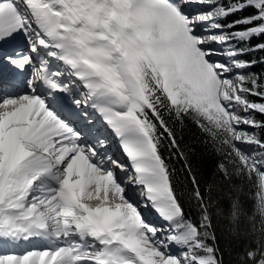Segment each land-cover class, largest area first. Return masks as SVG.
Segmentation results:
<instances>
[{"label":"snow or ice","instance_id":"1","mask_svg":"<svg viewBox=\"0 0 264 264\" xmlns=\"http://www.w3.org/2000/svg\"><path fill=\"white\" fill-rule=\"evenodd\" d=\"M257 53L264 0H0V69L25 77L0 85V264H224L218 231L264 264ZM188 121L223 184L201 189Z\"/></svg>","mask_w":264,"mask_h":264},{"label":"trees","instance_id":"2","mask_svg":"<svg viewBox=\"0 0 264 264\" xmlns=\"http://www.w3.org/2000/svg\"><path fill=\"white\" fill-rule=\"evenodd\" d=\"M252 43H256V41L253 40ZM256 56H264V53H257ZM252 58L250 56L248 59ZM246 72L264 74V63H258L247 69ZM257 118L260 119L262 117L258 116ZM174 127L180 148L187 155V162L191 165L192 171L199 179L201 189L203 190L209 184L214 186L223 184L224 182L217 169V163L221 160V155L213 144L208 141V138L190 121L186 122L183 126L174 125ZM165 155H168L167 150L165 151ZM169 162L176 169V173L181 179L187 175L184 171L185 161L178 154L172 155ZM188 187H191V185L189 184ZM250 188L251 186L245 183L244 191L248 195L254 193V189L250 192ZM248 195H246L245 199L247 206L251 208L253 201L248 198ZM217 235L220 236V247L224 249V264H236L235 254L241 250L245 241H231L232 246L229 247V241L225 239V235L219 231Z\"/></svg>","mask_w":264,"mask_h":264},{"label":"bare ground","instance_id":"3","mask_svg":"<svg viewBox=\"0 0 264 264\" xmlns=\"http://www.w3.org/2000/svg\"><path fill=\"white\" fill-rule=\"evenodd\" d=\"M6 68H3V69H0L1 71L2 70H5ZM8 69H15V68H12L11 66H8ZM25 77L22 76V75H19L18 73V76L14 75L10 81H8L7 83H4L2 84V82H0V85H2L3 87H6V88H11L14 83L16 82L17 79H24ZM82 127H84V125L82 124ZM101 132H104V134L109 138V142H110V151L119 159H121L124 163H127V158L126 156H124V154L122 153L121 149L119 148V145H118V141L117 139L114 137V135L110 132V131H105V129L101 128L100 129ZM141 211L142 213L144 214L145 218L149 221H152L155 219L156 217V214L151 210V209H144V208H141Z\"/></svg>","mask_w":264,"mask_h":264},{"label":"rangeland","instance_id":"4","mask_svg":"<svg viewBox=\"0 0 264 264\" xmlns=\"http://www.w3.org/2000/svg\"><path fill=\"white\" fill-rule=\"evenodd\" d=\"M197 10H199L198 8H196V7H190V8H187L186 9V11H188V12H195V11H197ZM213 47H216L215 45H213ZM250 56H245V57H242L243 59H248ZM246 71V70H245ZM23 80V79H22ZM249 151H251V149H249ZM173 251H176V249L175 248H173L172 249Z\"/></svg>","mask_w":264,"mask_h":264}]
</instances>
